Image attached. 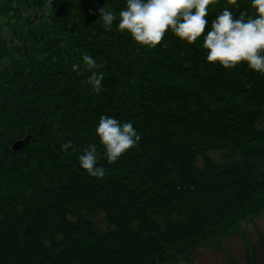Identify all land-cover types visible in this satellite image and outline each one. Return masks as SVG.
I'll use <instances>...</instances> for the list:
<instances>
[{"label": "trees", "instance_id": "obj_1", "mask_svg": "<svg viewBox=\"0 0 264 264\" xmlns=\"http://www.w3.org/2000/svg\"><path fill=\"white\" fill-rule=\"evenodd\" d=\"M125 5L0 0V264H156L264 205V74L208 63L203 37L151 48L106 30L98 10ZM224 8L254 14L215 0L204 35ZM84 54L103 65L99 94ZM101 116L140 135L112 164ZM89 144L103 179L80 167Z\"/></svg>", "mask_w": 264, "mask_h": 264}, {"label": "clouds", "instance_id": "obj_2", "mask_svg": "<svg viewBox=\"0 0 264 264\" xmlns=\"http://www.w3.org/2000/svg\"><path fill=\"white\" fill-rule=\"evenodd\" d=\"M236 2L228 0L229 4ZM213 3L215 0H126L125 7L118 14L106 10V7L98 11L106 30H111L118 20V31L129 33L138 45L155 48L169 30L188 44L203 37L202 47L206 50L208 63H219L229 69L244 62L249 69L264 74V0H250L253 15L241 13L237 17L229 8H224L212 19L211 29L204 35L209 23L208 8ZM82 60L84 70L91 73L86 83L99 94L104 74H98L95 69L103 65L87 54ZM72 70L79 73L80 64L74 63ZM95 134L105 149L109 164L115 163L140 140L132 122L122 123L108 116L100 117ZM72 147L71 141L61 145L64 151ZM97 155L96 145L89 144L79 156V164L91 177L103 179L107 171L103 165L97 166Z\"/></svg>", "mask_w": 264, "mask_h": 264}, {"label": "rangeland", "instance_id": "obj_3", "mask_svg": "<svg viewBox=\"0 0 264 264\" xmlns=\"http://www.w3.org/2000/svg\"><path fill=\"white\" fill-rule=\"evenodd\" d=\"M11 23L2 22L1 29ZM212 155L219 157L213 152ZM156 264H264V205L255 213Z\"/></svg>", "mask_w": 264, "mask_h": 264}, {"label": "water", "instance_id": "obj_4", "mask_svg": "<svg viewBox=\"0 0 264 264\" xmlns=\"http://www.w3.org/2000/svg\"><path fill=\"white\" fill-rule=\"evenodd\" d=\"M26 140V139H25ZM26 141L24 140H18V141H15L12 145V148L13 149H18L20 148Z\"/></svg>", "mask_w": 264, "mask_h": 264}]
</instances>
